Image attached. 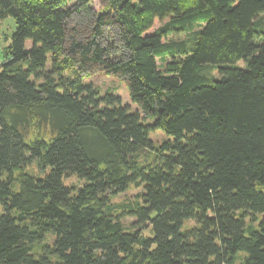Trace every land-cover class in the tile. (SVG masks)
Segmentation results:
<instances>
[{"label":"trees","instance_id":"16d2710c","mask_svg":"<svg viewBox=\"0 0 264 264\" xmlns=\"http://www.w3.org/2000/svg\"><path fill=\"white\" fill-rule=\"evenodd\" d=\"M91 1L0 0V264H264V0Z\"/></svg>","mask_w":264,"mask_h":264},{"label":"rangeland","instance_id":"374dc122","mask_svg":"<svg viewBox=\"0 0 264 264\" xmlns=\"http://www.w3.org/2000/svg\"><path fill=\"white\" fill-rule=\"evenodd\" d=\"M88 6L85 7V10L83 12H80L79 14H74L72 19L69 21V24L71 25L74 23H85L90 19V15L92 14H98L103 11V0H92L90 3L87 4ZM71 8V6H70ZM71 22V23H70ZM158 25L155 26V28ZM14 29V21L11 17L4 18L0 20V63L2 60V50L4 47H6L9 43V40L7 37H10L12 31ZM194 30H197V27H194ZM104 33L107 35L108 43H112L113 40L110 39L109 31L104 30ZM7 38V40H6ZM189 35L184 34H178L169 36L168 40L172 41H179V40H185V41H191ZM93 76L89 77L87 81H90L95 87H97L100 91H103L105 89H110L111 91L115 92L116 94L120 95L122 98V102L126 103L128 101V97L126 95V87L125 84L122 81L119 80H108L103 75L99 73H91ZM213 76H217L215 72H212ZM151 137L154 139V141H160L164 139V136L160 133H153ZM65 183H73L77 184L76 178L71 177L67 180H65ZM140 192V188H130L128 191H126L123 194H119L116 197L113 198V203H127L130 201L136 200V195ZM133 221L131 218L126 217L123 219V222L125 225H129L130 222ZM147 231V230H146Z\"/></svg>","mask_w":264,"mask_h":264}]
</instances>
